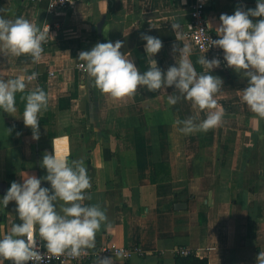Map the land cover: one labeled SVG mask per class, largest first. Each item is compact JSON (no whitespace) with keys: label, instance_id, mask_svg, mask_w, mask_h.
Masks as SVG:
<instances>
[{"label":"crops","instance_id":"1","mask_svg":"<svg viewBox=\"0 0 264 264\" xmlns=\"http://www.w3.org/2000/svg\"><path fill=\"white\" fill-rule=\"evenodd\" d=\"M197 0H76L73 10L51 14L47 0H0V15L23 16L42 29L50 26L38 63L29 55L12 56L0 49V79L30 75L25 92L37 87L48 95V108L39 115V139L23 123L25 101L16 94L15 113L0 110V183L22 182L25 173L42 178L46 152L84 160L91 177V197L100 204L107 224L96 233L95 246H139L145 256L126 260L112 256L111 264H177L176 250L186 248L208 264H256L264 251V121L256 132L254 115L240 99L247 86L245 70L228 67L223 50L198 52L189 38L190 12ZM208 22L217 33L220 15L237 8L256 7V0H206ZM103 16L100 39L92 31ZM264 17H250L253 22ZM179 22L176 32L171 23ZM174 33L153 59L162 70L176 63L173 45L188 44L189 59L198 73L211 70L198 63L217 58L212 75L223 80L215 94L224 109L223 123L190 135L173 126L176 118L193 116L192 103L180 99L169 106L157 90L152 97L138 87L130 97L115 99L101 93L77 65L79 53L102 40H122L120 51L136 60L137 34ZM141 58L150 67L144 46ZM137 67V65H136ZM138 68V67H137ZM205 118L201 111L199 119ZM66 137V139H65ZM42 187H51L44 180ZM16 203L0 208V233L18 223ZM10 262V261H9ZM11 264V262H10Z\"/></svg>","mask_w":264,"mask_h":264},{"label":"clouds","instance_id":"2","mask_svg":"<svg viewBox=\"0 0 264 264\" xmlns=\"http://www.w3.org/2000/svg\"><path fill=\"white\" fill-rule=\"evenodd\" d=\"M206 2V0H205ZM250 17H264V0H256V7L243 10L237 8L233 14L220 15V24L216 27L217 39L208 37L209 47L223 50V59L228 67L237 72L244 71L247 86L241 90V101L254 114L251 117L252 129L261 130L264 121V18L253 22ZM49 25L43 29L29 19L20 16L8 19L0 15V49H6L12 56L29 55L38 63L43 54V43L50 34ZM176 32L181 29L179 22L171 23ZM208 27L212 25L209 22ZM204 32V29H200ZM142 39L147 53L148 67L140 72L133 59L122 53L124 42L108 40L96 43L90 50L79 53L77 67L83 69L95 87L103 94L119 99L132 96L138 87L150 92L160 90L165 94L167 88L174 92L165 94L169 106L175 105L180 96L191 101L195 115L185 119L176 118L173 126L185 135L206 132L223 123L224 109L218 104L215 94L223 80L212 75V69L219 67L217 58L200 57L198 63L210 69V72L198 73L191 63L188 44L173 45V53L179 52L176 63L166 71L158 66L154 57L163 47L157 36L145 34ZM38 73L33 71L27 76L0 79V110L15 113L16 94L25 101L23 123L31 128L33 140L39 139V115L48 108V95L43 88L25 92L26 81H33ZM205 118L199 119L200 112ZM66 139V137H65ZM41 165L47 175L38 178L25 173L22 182L13 181L6 193L0 197V208H6L11 201L16 203L18 223L10 230L0 233V264H43L60 255L78 257L86 249L95 246L96 233L101 226L110 227L108 217L100 204L85 203L91 199L86 190L91 188V177L82 159L68 160L66 156L46 152ZM46 180L49 187H42ZM38 241L43 242L46 251L40 250ZM99 264H111L109 260ZM256 264H264V251L256 256Z\"/></svg>","mask_w":264,"mask_h":264},{"label":"built area","instance_id":"3","mask_svg":"<svg viewBox=\"0 0 264 264\" xmlns=\"http://www.w3.org/2000/svg\"><path fill=\"white\" fill-rule=\"evenodd\" d=\"M47 2L49 12L51 14H57L60 11L73 10L76 0H47ZM206 7L207 2H205V0H197L191 10V23L189 25L188 35L198 52H210L214 50V47H209L207 49L209 44L207 38L216 39L212 29L208 27L209 22ZM200 29H204V32H201ZM45 43L42 45L43 49H45ZM79 69L83 70L81 68ZM38 243L40 244V250L42 252L46 251L43 247V242L38 241ZM190 254H192V252L186 248H178L176 250L177 256L186 257ZM112 256H121L126 260H130L134 257H144L145 252L139 246L115 247L107 245L86 249L78 257L60 255L51 260L45 259L43 264H99V261L108 260ZM27 264H33V262L29 261Z\"/></svg>","mask_w":264,"mask_h":264},{"label":"trees","instance_id":"4","mask_svg":"<svg viewBox=\"0 0 264 264\" xmlns=\"http://www.w3.org/2000/svg\"><path fill=\"white\" fill-rule=\"evenodd\" d=\"M190 22H191V12H190ZM151 35L148 32L145 31H140L138 32L137 36V42L135 44V46L132 49V54L134 55V58L136 60V65L138 67V70L140 72H143L146 70L144 63L142 61L141 58V49L143 48L144 44L146 43L142 37L145 35ZM175 35L174 33H171L170 35H165V36H159V38L162 40V42L170 40L172 38H174ZM102 42H105V40H102ZM150 96L154 97L157 95V91L156 92H148ZM4 264H10L9 261H5ZM177 264H208V260L206 258H199L198 256H196L195 254H190L186 257H182V256H177Z\"/></svg>","mask_w":264,"mask_h":264},{"label":"water","instance_id":"5","mask_svg":"<svg viewBox=\"0 0 264 264\" xmlns=\"http://www.w3.org/2000/svg\"><path fill=\"white\" fill-rule=\"evenodd\" d=\"M105 22H106V16H103L102 19L99 21V23L93 26L92 28V31L96 33L100 39L102 38V30ZM4 189H5V185L3 183H0V192H4Z\"/></svg>","mask_w":264,"mask_h":264}]
</instances>
